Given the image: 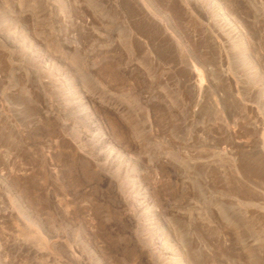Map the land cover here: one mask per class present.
I'll use <instances>...</instances> for the list:
<instances>
[{"label": "rangeland", "instance_id": "374dc122", "mask_svg": "<svg viewBox=\"0 0 264 264\" xmlns=\"http://www.w3.org/2000/svg\"><path fill=\"white\" fill-rule=\"evenodd\" d=\"M0 264H264V0H0Z\"/></svg>", "mask_w": 264, "mask_h": 264}, {"label": "bare ground", "instance_id": "6f19581e", "mask_svg": "<svg viewBox=\"0 0 264 264\" xmlns=\"http://www.w3.org/2000/svg\"><path fill=\"white\" fill-rule=\"evenodd\" d=\"M214 1V0H213ZM245 37V36H244ZM248 45V44H247ZM247 53V52H246Z\"/></svg>", "mask_w": 264, "mask_h": 264}]
</instances>
